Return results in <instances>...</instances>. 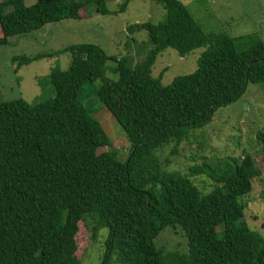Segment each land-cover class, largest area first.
I'll return each instance as SVG.
<instances>
[{
  "label": "trees",
  "instance_id": "1",
  "mask_svg": "<svg viewBox=\"0 0 264 264\" xmlns=\"http://www.w3.org/2000/svg\"><path fill=\"white\" fill-rule=\"evenodd\" d=\"M129 1L114 12H124ZM154 1L165 10L162 20L126 27L147 33L151 48L139 63L86 42L13 58L20 66L68 52L69 64L49 70L53 95L0 101V264H82L79 225L97 242L99 264H264V239L245 223L241 201L259 175L252 155L216 164L201 156L180 173L164 169L169 159L163 163L157 153L171 143V154L177 152L249 83L264 81V42L255 34L206 33L180 0ZM92 6L110 13L105 0H0V45L49 23L80 19V9ZM124 47L129 52V42ZM200 47L192 73L168 85L162 72L151 75L164 49L184 56ZM109 60L115 80L105 77ZM96 79L100 85L88 94L85 86ZM94 104L125 133V158ZM256 137L264 153V129ZM199 175L209 188L191 179ZM166 227L184 238V250L155 245Z\"/></svg>",
  "mask_w": 264,
  "mask_h": 264
},
{
  "label": "rangeland",
  "instance_id": "2",
  "mask_svg": "<svg viewBox=\"0 0 264 264\" xmlns=\"http://www.w3.org/2000/svg\"><path fill=\"white\" fill-rule=\"evenodd\" d=\"M35 0H24L30 5ZM123 0H105L110 13H97L95 8L80 9V19H63L49 23L27 35L10 37L6 45H0V101L22 98L28 102L41 97L53 95L48 73L56 64L66 69L69 64V53L58 56L39 58L17 66L12 61L16 56H29L43 52H53L77 43H95L101 46L108 56L117 58L128 53L133 64L141 62L151 45L147 33L142 30L133 34L126 31L127 25L137 22L157 23L165 17L161 3L154 0H130L124 12L115 13ZM203 30L223 32L231 37L255 34L264 42V0H180ZM91 9V13H87ZM89 15V16H88ZM135 41H130L131 38ZM129 42L128 51L125 43ZM138 43V44H136ZM138 47L140 48L138 50ZM204 48H196L184 56L172 48L159 53L151 68V75H161L163 85L170 84L179 75L192 73L197 68V60ZM113 61L106 62L105 77L115 80L117 74L109 69ZM100 79L85 86L87 93H92L100 85ZM92 91V92H91ZM94 96V94H93ZM93 112L101 122L112 146L125 158L128 142L125 133L118 123L101 105ZM264 129V81L249 83L244 94L236 101L219 108L211 122L190 141L178 145L177 152L171 154L173 143L158 151L160 160L165 163L164 169L188 173L189 166L200 164L201 156H207L214 164L224 161L228 156L245 153L252 155L259 175L252 185V190L241 201L247 205L243 219L247 226L264 239V153L256 132ZM104 147L99 148L102 152ZM200 185L209 181L205 175L191 177ZM166 227L154 240L155 245L165 244L166 249L175 247L184 250V238L180 233ZM77 254L82 257V264H99L101 250L97 242L91 241L82 225L76 234Z\"/></svg>",
  "mask_w": 264,
  "mask_h": 264
}]
</instances>
